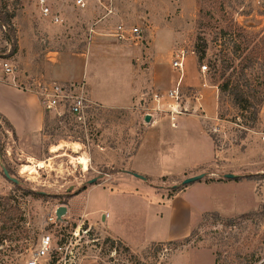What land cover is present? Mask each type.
<instances>
[{
    "label": "rangeland",
    "instance_id": "rangeland-1",
    "mask_svg": "<svg viewBox=\"0 0 264 264\" xmlns=\"http://www.w3.org/2000/svg\"><path fill=\"white\" fill-rule=\"evenodd\" d=\"M86 2L79 9L73 0H50L62 17L56 24L41 15L37 0H0V14L9 15L11 45L17 47L15 55L4 57L13 65V75L0 70V77L33 92L40 84L69 83L57 78H78L75 83L85 85L91 106L86 127L47 111L42 134L23 140L0 118V264H28L47 233L53 250L38 264L263 262L264 105L253 125L251 111L241 112L227 96L222 103L218 97L217 119L208 127L216 156L200 182L253 181L256 202L251 207L223 216L203 212L195 216L187 237L139 251L107 234L100 219L97 224L67 214L61 222L49 223L61 206L75 213L90 205L94 212L105 201L96 186L113 188L127 172L149 124L146 115H172L170 109H179L204 83V89L219 95L213 84L222 83L221 67L227 64L240 69L243 62L250 63L247 73L254 85L264 81V0ZM120 25L139 28L140 36L119 40ZM4 37L2 33L0 55H9L12 47ZM183 54L184 78L178 86L180 73L173 63ZM177 87L178 97L173 96ZM3 167L20 183L7 179ZM227 174L237 178L225 179ZM186 178L156 180L154 190L163 197L173 195L175 185L187 187L181 185ZM89 188L93 190L78 194ZM92 215L95 220L96 213Z\"/></svg>",
    "mask_w": 264,
    "mask_h": 264
},
{
    "label": "crops",
    "instance_id": "crops-1",
    "mask_svg": "<svg viewBox=\"0 0 264 264\" xmlns=\"http://www.w3.org/2000/svg\"><path fill=\"white\" fill-rule=\"evenodd\" d=\"M2 33L0 26V36ZM77 79L57 78L69 83ZM206 86L202 84L194 97H188L179 109L172 107V115H152L137 150L129 159L127 172L117 177L118 183L113 188L96 186L103 190L105 201L94 212L88 210L90 205L75 213L69 208V217L84 216L97 224L100 219L107 234L139 251L149 244L187 237L195 216L203 212L221 216L241 214L254 204L256 184L245 179L199 181L167 197L154 190L156 180L193 177L213 168L216 145L208 127L217 119L219 95L217 91L204 89ZM209 87L217 90L215 86ZM46 112L36 92L20 87L14 80H0V118L11 125L13 135L19 140L42 134ZM133 174L153 181H143ZM192 191L199 192L192 195ZM92 213H96L95 220Z\"/></svg>",
    "mask_w": 264,
    "mask_h": 264
},
{
    "label": "built area",
    "instance_id": "built-area-1",
    "mask_svg": "<svg viewBox=\"0 0 264 264\" xmlns=\"http://www.w3.org/2000/svg\"><path fill=\"white\" fill-rule=\"evenodd\" d=\"M75 7L84 9L87 5L86 0H73ZM111 2V1H110ZM38 7L41 15L52 21L53 23H61L62 17L54 12L50 0H37ZM110 14L113 13L112 6L107 8ZM116 36L119 40H133L140 36V29L137 27L126 28L124 25L117 27ZM6 55H0V70L7 76H11L14 73L13 65L6 61L4 58ZM184 60L183 54L174 63L173 68L180 73L178 86H180L184 78ZM208 67L203 65L201 67V73L206 74ZM0 80H5L4 77H0ZM205 84V83H204ZM40 97L41 103L46 111L55 115V118L62 120L65 117L71 118L74 124L86 127L88 122L89 111L91 106L87 96L86 88L83 83H52V84H40L36 91ZM179 96V88L177 87L173 91V96ZM174 121V118L172 119ZM56 214L49 217V223H57ZM53 250V239L51 234L47 233L41 236L40 241L34 249L32 258L28 264H38L41 260H44Z\"/></svg>",
    "mask_w": 264,
    "mask_h": 264
},
{
    "label": "trees",
    "instance_id": "trees-1",
    "mask_svg": "<svg viewBox=\"0 0 264 264\" xmlns=\"http://www.w3.org/2000/svg\"><path fill=\"white\" fill-rule=\"evenodd\" d=\"M0 26L2 32L4 34L3 41L9 44L12 49L7 57H12L17 52L16 45H11L12 35L10 31L7 30L9 27V15L0 14ZM201 56H205L206 50L205 48L201 51ZM245 60V59H244ZM233 68L231 64H227V66L221 67L220 77L222 83H214L213 85L217 86L219 89V99L222 103L223 98L225 96L229 97L232 101V104L236 106L241 112H249L253 115L251 122L253 125H256L259 121V111L264 105V81L258 84L257 86L254 85V81L252 76L247 73V70L251 68V64H245L244 62L241 64L240 69L233 68L231 72L229 70ZM47 119V117H46ZM220 119H223L220 116ZM5 124L11 129V125L6 121L3 120ZM9 171V170H8ZM10 173V171H9ZM11 175V174H10ZM146 180H150L148 177H145ZM81 190L78 194H80ZM177 187H173L172 191L175 193L177 192ZM171 196V195H170ZM68 198H71V194H68ZM260 264H264V261Z\"/></svg>",
    "mask_w": 264,
    "mask_h": 264
},
{
    "label": "water",
    "instance_id": "water-1",
    "mask_svg": "<svg viewBox=\"0 0 264 264\" xmlns=\"http://www.w3.org/2000/svg\"><path fill=\"white\" fill-rule=\"evenodd\" d=\"M145 121L147 123L151 122V115H146L145 117ZM3 170V173H4V176L9 179L10 181H12L13 183L15 184H19L20 181L14 177H12L8 171L7 168L3 167L2 168ZM135 177H137L138 179H141L143 181H146V178L144 176H141V175H138V174H133ZM206 177V174L203 173V174H200V175H196V176H193V177H189V178H186L182 183L181 185L182 186H189L193 183H196V182H199L200 180L204 179ZM237 178V175H234V174H227L225 175V179H235ZM96 180H92L90 181V183H95ZM174 187H177V185H175ZM67 212H68V209L66 206H61L57 209L56 211V218H57V221L58 222H61L63 220V217L65 215H67Z\"/></svg>",
    "mask_w": 264,
    "mask_h": 264
},
{
    "label": "bare ground",
    "instance_id": "bare-ground-1",
    "mask_svg": "<svg viewBox=\"0 0 264 264\" xmlns=\"http://www.w3.org/2000/svg\"><path fill=\"white\" fill-rule=\"evenodd\" d=\"M173 112H175V111H173ZM84 166V165H83Z\"/></svg>",
    "mask_w": 264,
    "mask_h": 264
}]
</instances>
